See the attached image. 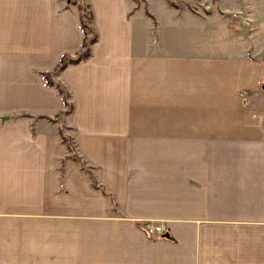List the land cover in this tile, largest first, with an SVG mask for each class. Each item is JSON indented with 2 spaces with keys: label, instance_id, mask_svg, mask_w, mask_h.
I'll use <instances>...</instances> for the list:
<instances>
[{
  "label": "crops",
  "instance_id": "obj_1",
  "mask_svg": "<svg viewBox=\"0 0 264 264\" xmlns=\"http://www.w3.org/2000/svg\"><path fill=\"white\" fill-rule=\"evenodd\" d=\"M84 1L56 117L79 9L0 0V264H264V0ZM204 25L228 41L181 38Z\"/></svg>",
  "mask_w": 264,
  "mask_h": 264
},
{
  "label": "trees",
  "instance_id": "obj_2",
  "mask_svg": "<svg viewBox=\"0 0 264 264\" xmlns=\"http://www.w3.org/2000/svg\"><path fill=\"white\" fill-rule=\"evenodd\" d=\"M70 2L76 4L79 9L80 28L83 34L81 48L75 54H71L68 52L63 53L58 63L52 70L45 71L42 73L46 84L49 86H54L58 90L63 100L64 109L61 110L56 117L71 114L75 107L71 99L72 98L71 92H69L68 89L61 82L57 81L56 77L67 66L78 64L82 61L89 59L92 56L93 45L95 44V42H97L99 37L98 31L94 26L95 16L91 8V5L84 0H70ZM171 4L174 5V3ZM63 130L64 129H61L62 139L65 143H67L68 148L71 152L70 155H68L67 157H72L75 158V160L79 161L80 159L76 158V156L73 155L74 151L71 145V141H70L71 139L68 136H66ZM82 167L84 169L87 168L83 163H82ZM91 177H92L93 186L95 188L102 189V187H100L97 184V181L95 180L93 175H91ZM102 190L105 192L104 189Z\"/></svg>",
  "mask_w": 264,
  "mask_h": 264
},
{
  "label": "rangeland",
  "instance_id": "obj_3",
  "mask_svg": "<svg viewBox=\"0 0 264 264\" xmlns=\"http://www.w3.org/2000/svg\"><path fill=\"white\" fill-rule=\"evenodd\" d=\"M132 2L134 3H137V5L141 6V5H144L145 7H148L147 5V2L146 0H131ZM151 1H154V0H151ZM156 1V0H155ZM164 1L168 2L169 4L170 3H174V5H177L179 7H183V8H189L190 10H193L194 9H199V7H201L203 2H199L197 0H157L155 3H154V6H156L158 8L159 7H162L161 5H163ZM148 11V9H147ZM249 10L247 11H240V12H233V13H238V15L242 14V15H246V13H248ZM233 17H237V16H234V14H232ZM251 15V13L249 14ZM246 17V16H245ZM209 26H205L202 28L201 31L198 32V34L196 36H193V35H190V34H186V33H183L181 38L183 39H186V43H194V44H201L203 45V43L205 45H210L211 42H217V43H222V44H225L226 41H228V38H227V33L225 34L224 31H221V29H215V30H212L213 34L211 33V31H209ZM184 28V27H183ZM63 132L66 134V136H68L71 140V145H72V148H73V155L76 156V158L80 159V156H78L77 152H75V146L73 144V140H72V137H71V133H70V130L69 128L66 126L65 129L63 130ZM69 133V134H68ZM84 164V162H82ZM146 223V222H145ZM144 223V224H145Z\"/></svg>",
  "mask_w": 264,
  "mask_h": 264
},
{
  "label": "built area",
  "instance_id": "obj_4",
  "mask_svg": "<svg viewBox=\"0 0 264 264\" xmlns=\"http://www.w3.org/2000/svg\"><path fill=\"white\" fill-rule=\"evenodd\" d=\"M233 14H234V16L238 15V13H233ZM245 16H246L245 17L246 21L248 23H250L251 22V17L249 15V13H246ZM144 226H145V229H146L147 233L149 235H153V236L161 234V233L166 231L165 224L163 222H160V221H155V220L154 221H147Z\"/></svg>",
  "mask_w": 264,
  "mask_h": 264
}]
</instances>
